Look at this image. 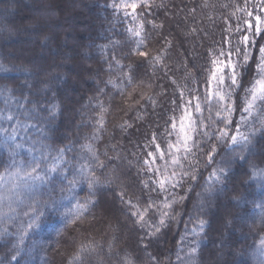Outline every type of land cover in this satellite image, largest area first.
Returning <instances> with one entry per match:
<instances>
[{"label": "trees", "instance_id": "16d2710c", "mask_svg": "<svg viewBox=\"0 0 264 264\" xmlns=\"http://www.w3.org/2000/svg\"><path fill=\"white\" fill-rule=\"evenodd\" d=\"M114 2L120 0H11L9 6L7 0H0V25L17 32L15 41L0 43V90L7 89L0 95V109L12 107L23 120L22 113L35 107L40 119L31 121L37 127L29 129L27 137L53 151L71 146L67 159L73 164L84 163L81 156L88 159L89 154L82 146L90 144L105 165L95 169L101 184L92 197L88 196L85 184L69 193L66 187L61 191L62 185L57 181L54 192L50 185L41 186L36 192H23V203L13 205L17 208L15 214L8 212L5 201L3 210L8 216L16 215V219L5 216L0 220V230L6 227L10 233L0 237V261L5 264H17V261L19 264H123L129 257L135 264H155L150 259L155 257L160 264H264V209L261 207L264 177H253L250 168L254 164L257 169H264V135L258 133L254 138V154L249 164L233 166L223 193L209 196L204 191L215 165H202V175L193 185L190 198L175 206L180 215L152 238L147 251L137 245L140 230L123 214L124 205L118 195L122 188L130 196L140 194L138 161L145 158L147 138L153 131L161 132L171 114L169 101L174 98L175 87L171 81L175 79L181 87L185 83L182 63H189L193 75H207L204 69L210 67L209 53L218 47L222 33L229 26H235L236 17L243 16L232 5L242 6L245 0H148L153 7L143 12L138 9L136 13L131 9L127 13L116 11L111 6ZM248 10L253 9L249 6ZM4 11L8 17L2 19ZM140 22H144L145 30L141 37H134L128 30ZM27 26L32 28L26 29ZM3 34L0 38L4 42ZM139 40L147 44L153 56L159 54L164 59L157 64L155 77L151 75V68L141 69V72L147 70L145 82L150 80L153 86L145 88L146 95L157 99L160 106L155 111L151 106L142 109L141 118L137 119L135 112L125 114L116 106L119 97L111 99L115 90L106 82L120 76L117 61L127 65L131 59H137L128 56L136 50ZM164 68L169 69L167 77ZM162 90L166 94L157 95ZM125 121L131 127L122 130ZM40 143L35 146L39 148ZM224 158L222 149L217 163H222ZM7 163L8 150L0 145V173H5ZM163 163L159 161L158 165ZM113 176L120 180L107 184L106 178ZM9 186L10 183L0 192L10 195ZM50 196L56 201L54 205ZM86 199L93 201L89 211L75 223L66 224L65 218L76 211L77 201ZM32 203L42 206L43 215L39 227L30 230L26 237L24 251L13 261L10 257L15 250L17 230L26 224L28 217L23 212ZM197 217L209 223L203 232L194 234L192 229H198Z\"/></svg>", "mask_w": 264, "mask_h": 264}, {"label": "snow or ice", "instance_id": "6c2138e0", "mask_svg": "<svg viewBox=\"0 0 264 264\" xmlns=\"http://www.w3.org/2000/svg\"><path fill=\"white\" fill-rule=\"evenodd\" d=\"M111 6L116 11L127 13V10L131 9L132 13H136L138 9L143 12L145 8H152L153 3H149L148 0H141L139 3L120 0ZM207 6L205 3L204 7ZM249 6L252 7V11L248 10ZM222 7L227 8L229 5ZM232 7L243 16L236 17L235 26H229L225 33H222L220 41L217 42L218 47L209 53L210 67L204 69L207 75H193L189 71V63L183 62L185 83L181 87L175 79L171 81L175 86L174 98L169 101L168 111L171 114L165 120L163 130L153 131L147 138L144 145L145 158L138 161L140 194L133 193L130 196L124 188L118 192L120 202L124 205L123 214L140 230L136 243L145 251L152 243V238L167 229L171 221L180 215L175 206L190 198L189 193L193 191V185L202 175L200 173L202 165L205 167L215 165L209 172L204 191L209 196L223 193L232 176L233 166L243 167L249 164L250 157L254 154V138L258 133L264 135V0H245L244 5ZM235 12L232 15H235ZM144 30L145 24L140 22L137 27L128 31L134 37H141ZM147 49V44L139 40L136 50L130 51L128 56L129 59L133 56L137 59H131V63L127 65L117 61L120 76L117 80L109 79L106 82L115 90L111 99L119 97L120 102L116 106L125 114L135 112L137 119L141 118L142 109L146 110L151 106L155 111L160 106L157 99L146 95L145 88L153 86L150 80L148 83L145 82L147 70L141 72V69L151 68V75L155 77L158 71L157 64H160L164 57L159 54L153 56ZM191 67L195 69V65ZM168 71L169 69L164 68L165 77ZM159 87L163 89V85ZM3 91L7 89L0 90V95ZM165 94L164 90L157 93L159 96ZM100 111L101 113L105 111L102 104ZM177 112L180 113L179 116L176 115ZM205 112L208 115H205ZM22 115L23 120L12 107L0 109V145L8 150L5 173H0V189H4L10 183L7 187V193L10 195L0 192V220L8 216V212L13 214L17 212L13 205L23 203L21 199L23 192H36L45 185L52 186L51 191L54 192L57 181L62 185L61 191L66 187L71 193L80 184H85L88 196H94L101 184L100 176L96 174L95 169L104 168L105 165L95 155L92 146L90 144L82 146L89 157L85 159L81 156L80 160L85 162L73 164L67 159L68 153L72 151L71 146L53 151L43 143L27 137L29 129L37 127V124L31 121L40 119L35 107L25 110ZM236 116H239L238 120L235 119ZM99 119L102 124L103 115ZM128 127H131V124L127 121L121 125L122 130ZM22 132L25 135H21ZM37 143H40L39 148L35 146ZM222 149L225 150V158L218 164L216 158L221 155ZM159 161L164 163L158 165ZM250 168L253 177L257 175L264 177V169H257L254 164H251ZM244 174L247 175V171ZM119 180L118 176L106 178L107 184ZM200 195L197 193V196ZM5 201L8 202V212L3 210ZM50 202L53 205L56 203L51 196ZM90 205H93L91 199L77 201L76 211L66 216L65 223H75L89 211ZM41 207L38 203H32L23 212L28 220L17 230L11 260L17 261V256L24 251L25 239L30 230L39 227L40 217L43 215ZM261 207L264 209V205ZM8 219L15 220L16 215L8 216ZM119 223L117 220L118 225ZM196 223L198 229H192L194 234L203 232L209 222L197 217ZM9 234L6 227L0 230V237ZM150 259H153L155 264H160L155 257ZM0 264L5 262L0 261ZM123 264L135 262L126 257Z\"/></svg>", "mask_w": 264, "mask_h": 264}, {"label": "rangeland", "instance_id": "374dc122", "mask_svg": "<svg viewBox=\"0 0 264 264\" xmlns=\"http://www.w3.org/2000/svg\"><path fill=\"white\" fill-rule=\"evenodd\" d=\"M7 2H8V6H9V4H11V0H7ZM26 2H28V1H25V3ZM27 4V3H26ZM27 7H28V5H27ZM6 9V8H5ZM10 10L11 9H9V7H8V10H7V12H9L10 13ZM5 12V11H4ZM6 17H8L7 16V14H6V12L5 13H1V18L3 19V18H6ZM1 27H0V34H2V33H4L3 34V37L5 38V40H4V42L1 40V38H0V43H9V42H13V41H15V34L17 33L14 29L12 30H10V28H7V29H3V27H2V24L0 25ZM32 27L31 26H27L26 27V29H31ZM1 36V35H0ZM23 38H24V36H22ZM65 44V43H64ZM64 44H62L63 46H62V49H64L65 48V45ZM11 54H12V52H10ZM117 219V218H116ZM116 219H113V220H116ZM118 219H121V217L119 216V218ZM112 220V219H111ZM232 264H236V263H232Z\"/></svg>", "mask_w": 264, "mask_h": 264}]
</instances>
